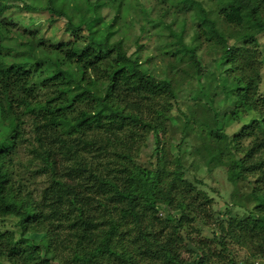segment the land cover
Masks as SVG:
<instances>
[{
	"label": "trees",
	"instance_id": "16d2710c",
	"mask_svg": "<svg viewBox=\"0 0 264 264\" xmlns=\"http://www.w3.org/2000/svg\"><path fill=\"white\" fill-rule=\"evenodd\" d=\"M156 1L164 11L152 17L142 0H109L118 6L112 23L120 20L124 24L118 28L121 38L112 42L107 30L112 23L100 31L96 27L102 22L100 19L85 22L80 15L78 5L92 4L91 0H27L34 6L63 5L50 13L44 7L18 9V12L38 13L39 17L41 12L49 13L45 18L41 17L35 28L25 27L18 20L4 16L15 3H12L13 0H0V103L6 98L9 112L14 113L17 109L21 112L12 124L4 123L0 128V228H3L0 245L9 248L10 264H25L34 258L41 245L29 244L27 234L31 233L39 240L43 228L60 230L61 216L71 221L65 222V230L78 239L81 236L83 239L99 238L100 255L114 258L113 264H210L199 242L195 243L197 248L194 251L189 247L191 238L186 228L197 218H213L208 207L209 198L198 185L202 180L197 178L194 182L183 172L172 175L176 169L168 163V153L158 136L159 131H167V118L159 125L144 124L127 133L133 139L139 136L142 141L140 147L146 144L149 132L154 133L155 163L150 167L136 161L132 166L125 164L128 157L123 152L108 153L102 147L90 152L83 142L76 143L72 128L88 117L80 120L72 117V128L67 126L68 117L64 110L74 112L73 104L77 100L83 101L91 96L99 69V79H104L108 88L104 100L113 108L111 112L105 111L104 115L120 124L114 130L116 133L124 132L123 121L135 119L125 109L139 112L152 105L150 111L159 107L161 112H172L176 89L184 91L185 85L189 98L181 101L185 103L182 115L186 131L180 137V143L187 138L189 130H197L206 115L198 105L213 99L205 97L204 85L200 81L194 83L190 73L176 69L174 82L171 74L156 77L145 73L140 68L139 57L131 61L132 67L125 63L130 57L123 55L112 58L111 64L105 63L117 50H124L127 35L133 34L136 22L140 24V35L134 37L138 46L142 45L139 40L144 35L158 39V50L163 58L189 62L200 78L206 65L198 49L204 42H207L208 51L216 55V49L221 44L236 40L238 36L240 42L248 46L242 53L247 60L246 66L250 69L259 67L256 58L259 54L258 36L264 33V0H215L214 7L210 8L204 6L202 0H191V5L200 9L202 20L185 12V0ZM123 3L127 5L124 10ZM164 13L170 20L163 19ZM45 24V33H51L56 39L40 37V30ZM182 26L183 30L191 32L188 40L174 33L173 27L179 29ZM26 31L29 33L26 34ZM5 37L11 43L6 44ZM81 41L87 42L83 48H78ZM235 49L236 45L232 50L225 49L227 55L221 64L231 63L229 58L234 55ZM117 64L119 66L113 69L112 65ZM232 71L230 67L224 68L227 75ZM106 76H110V81L105 79ZM119 80H123L127 87L118 88ZM260 82V74L255 72L247 84L240 85L237 81L234 89L241 91L246 88L243 99L258 112L264 111V92L259 91ZM68 93L72 94V103L55 107L53 112L50 106L62 102ZM125 100L129 102L125 104ZM99 115L100 112H96V116ZM253 124H256L255 119ZM261 145H264V140L241 157L240 166L235 161L225 164L228 181L240 187L242 193L244 189L248 190L253 200L250 212L232 216V210L228 208L227 221L216 216L218 230L211 231V240L221 247L222 253L232 257L234 246L248 248L249 257H264V160L250 162ZM221 151L223 153L225 149ZM21 170L31 174L24 177ZM18 175L25 183H18L15 192L9 191L11 184L17 183L14 178ZM37 177L43 178V181H34ZM165 181L167 194L160 187ZM20 196L27 197L20 204V210L25 208L26 213L18 223H13L7 217L19 215L15 202ZM248 206L243 205L245 208ZM49 207L55 211L46 212ZM63 208L67 211H60ZM5 224L19 227L21 238L13 243L15 233L12 228H5ZM112 248L126 251V260L121 261V256H116ZM52 255L49 251L42 256V260L51 261ZM230 260L231 264H236L233 258ZM237 264L252 262L250 259L239 260Z\"/></svg>",
	"mask_w": 264,
	"mask_h": 264
},
{
	"label": "clouds",
	"instance_id": "9594fccd",
	"mask_svg": "<svg viewBox=\"0 0 264 264\" xmlns=\"http://www.w3.org/2000/svg\"><path fill=\"white\" fill-rule=\"evenodd\" d=\"M97 5H99L97 7ZM62 4L53 3L41 4V5H31L25 0V2L16 3L10 6L9 11L4 13V16L9 19L18 20L21 25L29 28H35L40 22L41 17L38 13L32 12H18V9H24L26 7H37V8H48L49 13L52 9L56 7H62ZM115 4L109 2V0H93L92 4L80 3L78 8L80 10V15L84 18L85 22L94 21L100 19L102 22L97 25V29L104 31L107 29V25L111 23L113 18L116 16ZM49 13H46L48 15ZM131 20V16L128 17ZM35 21V23L33 22ZM118 23L116 27H120ZM47 27L45 24L40 30V37H45V39H56L57 37H52L51 33H45L44 28ZM108 31H114V29H107ZM60 31V29H57ZM91 31V30H90ZM40 37H37L39 39ZM119 36L117 37V39ZM227 39V37H226ZM87 41H81L77 47L83 48ZM233 45H236L234 55L230 57V64L220 67L219 63L213 65L214 72L212 74L213 88L211 91L217 92L213 100L209 103H203L198 105L201 111L206 115L202 119L201 123L197 126L195 132L189 130L187 138L180 143L179 137L185 134V118L182 115L184 108L181 106L180 102L185 100L187 95V86L185 85V90L181 91L177 88L176 103L173 105L174 108H180L179 112L165 111L161 112L159 107H155L154 111H150L153 106L149 105L147 109H142L137 112L135 109L128 108L125 112L131 116L135 117L131 121H123L124 132L116 133L114 130L120 127V124L116 123L111 117L105 116L104 112H111L113 110L112 104L104 100V95L108 91L107 84H105L104 79H99L101 73L99 69L96 72L98 79L93 83L91 89V96H88L86 100H77L73 104L75 111L71 109H65V115L68 117L67 126L72 128V117H76L77 120L83 117H88L83 119V123L76 125L72 130L75 132L74 141L78 144L83 142V146H87L88 151H93L95 148H103L104 151L111 152H123L127 155L128 159L124 161L125 164L132 166L134 162L139 159L137 155V148L142 143L139 136L135 139L128 137L127 133L129 131H135L141 128L144 124H152L153 126L159 125L161 120L166 119V123L169 126V132H175L177 135L176 143L180 144L179 148H175V145L169 141L166 151L168 153L166 159L169 164H171L176 170L172 173L173 176L178 175L180 172L185 173V175H192L203 177L205 168L210 171L213 169L219 170L223 168L226 163L235 161L237 165H241V157L247 155L250 148L256 147L260 140H264V111L258 112L256 109L249 107L243 97L246 88H242L241 91H234L236 88V82L239 81L240 85L247 84L249 79L253 78V74L258 72L260 74V81L264 82V42L260 44L261 55L257 57V63L259 67L248 68L247 60L242 55L245 49L248 47L240 42V38L237 36L236 40H233L226 44H221L216 49V60L219 62L224 59L227 55L225 49L232 50ZM132 48L129 50V46L126 43L124 50L121 52L117 50L105 63L111 64V59L115 56H129L130 60L125 63L132 67L131 61L135 60V56L132 55ZM152 53L145 52L142 55V59L139 62L143 65V59ZM140 55V53H137ZM119 65H112L113 69ZM230 67L233 71L229 75L224 74V68ZM195 74V69L192 70V75ZM170 78L175 82L176 73L173 71ZM105 79L110 81V76H106ZM155 83V82H154ZM221 83L224 87H218ZM119 87H127L123 80L118 81ZM264 89V83L261 86ZM67 92V89H65ZM87 95V94H85ZM129 101L125 100L124 103L127 104ZM72 103V94L68 93L66 97L63 98L62 102H57L55 105L50 106L54 112L55 107H61L62 104ZM96 112H100L99 116H96ZM21 112L17 109L14 113L9 112L7 108V99L0 103V128L3 127L4 123L12 124L18 117H20ZM255 119L256 124H253ZM133 125L135 127H133ZM247 125V127H246ZM91 129V130H89ZM108 129V130H106ZM7 132V129L4 130ZM175 149V151H173ZM222 149L225 151L222 153ZM264 160V145L257 148L254 154V159L250 162H259ZM214 175L215 173L212 172ZM21 175H25L23 170H21ZM14 180L17 183H12L9 191H16L18 183H25L21 180V176H16ZM211 182V180H209ZM160 187L164 190V193H168L167 181L161 184ZM248 195V192H244V196ZM220 196L223 200L227 201L226 207L232 210L231 214L240 213L241 215L246 212L251 211V206L243 207V197L237 199H229V197L221 192ZM26 196H20L17 198L15 205L16 209L19 210V215L11 214L8 215V219L13 223H18L22 216L25 215L26 210H20V204L26 200ZM46 212H54V208H46ZM60 211H67L66 208L60 209ZM61 221V229H48L43 228L40 231L43 233L39 240L31 236L28 233L26 239L29 244L35 245L39 243L41 249L35 254L34 258L29 259L25 264H113V259H108L105 256L100 255L99 248L101 247V240L99 238L94 239H83L82 236L78 239L76 235L70 234V231L66 229V223H71V221L66 216L59 217ZM198 227H203V225H197ZM5 228H12L11 224H5ZM3 228H0V232ZM15 235L12 237L13 243L21 238V230L19 227L12 228ZM205 234L211 235V229L206 228ZM8 249L0 245V264H10L8 258ZM52 252V260H42V256L47 255V253ZM111 251L115 252L116 256H121V261L126 260L125 257L127 252L121 249L117 251L112 248ZM122 252L124 253L122 255ZM16 264V262H12Z\"/></svg>",
	"mask_w": 264,
	"mask_h": 264
},
{
	"label": "rangeland",
	"instance_id": "374dc122",
	"mask_svg": "<svg viewBox=\"0 0 264 264\" xmlns=\"http://www.w3.org/2000/svg\"><path fill=\"white\" fill-rule=\"evenodd\" d=\"M93 1V0H91ZM178 1H184V0H178ZM22 0H13L12 3H21ZM204 6H206L207 8L210 7H214L215 5V0H202ZM143 4V6L146 8V11L148 12V14H150V16L152 15V17H155L157 15H159L160 13H162L161 8H159V3L156 0H142L141 2ZM127 6L126 3L122 4V9L124 10V7ZM184 6H185V12L193 14L197 20H202V15L200 12V9H198V7L196 5H191V0H185L184 1ZM169 11H172V9H169ZM25 12V11H24ZM121 14V13H120ZM165 15L163 16V19L165 21L170 20V17L164 13ZM42 18H45L46 12H41L40 13ZM161 15V14H160ZM99 20V19H97ZM188 20V17H187ZM96 20H94L95 22ZM112 23V21H111ZM120 24L121 26L124 25L122 22H120V20L114 21V23H112L109 26V29H114V31H110L108 36L110 41H116L118 39L121 38V35L118 31L119 27H116L117 24ZM61 25V24H59ZM44 26V25H43ZM42 26V27H43ZM185 26V25H184ZM180 27L179 29H175L174 28V33H176L178 36H184L183 38H185V40H188L189 35L191 34V32H188L186 30H183V27ZM129 27V26H128ZM129 29V28H128ZM46 30V28H45ZM49 31V29H48ZM133 34H128L127 35V40L126 43L129 46V50L131 51L132 48H134L135 50L132 51V55L135 57H139L140 59H142V55L145 52H151L152 54L147 56L146 59H143V65H140V68L147 74L150 75H154L156 77H161V76H165V75H169L172 74L173 71H175L176 69L180 71L184 70L185 72H187L188 74H191L192 77V81H194V83H198V81H200L204 87H203V91H204V95L206 98L211 97V99H213L216 95H218L217 92L211 91V89L213 88V82H212V74L214 72V68L213 65H216L217 63H219L220 67H224V65H227L225 63L221 61H217L216 60V55L214 54L213 51L209 52L206 43L204 42L202 44V46L198 49L199 55L202 57V61L203 63L206 65V70L203 72V77L200 78L199 76H197L196 74L192 75V70H193V66L187 62V63H180L174 59L171 58H163L162 54L160 53V51L158 50V46H159V41L158 39H155L154 37H150L148 35H144L139 42L142 43V45L138 46L134 41V37L135 36H139L140 35V24L139 22H136L134 24V29L132 30ZM26 34H28L29 32L26 31ZM57 34V33H56ZM9 35V39H10V34ZM5 36H7L5 34ZM58 36V35H56ZM60 36H64L63 34H60ZM119 36V38L117 39V37ZM12 41V38H11ZM4 42L6 44L11 43L8 39H6V37L4 38ZM258 42H259V54L257 57H259L261 55L260 53V44L261 42H264V33L260 34L258 36ZM125 43V45H126ZM137 53H140V55H137ZM258 64V63H257ZM259 66V64H258ZM229 68V67H227ZM225 68V69H227ZM195 69V68H194ZM187 74V75H188ZM227 76V73H224ZM262 83L264 82H260L259 84V91L262 93L264 92V89L261 88ZM195 86H197L195 84ZM218 87H224V84L221 83ZM211 94H208V93ZM189 98L188 94L185 97V100H187ZM205 99V98H204ZM181 106L185 109V103L180 102ZM180 108H174L173 109V113L175 112H179ZM185 111V110H184ZM167 131H159L158 132V136L160 138L161 143L164 145V147L166 148L169 141H171L172 144L175 145V148L177 147L176 141H177V135L175 132H169V126L167 124ZM154 133L149 132V135L146 139V144L143 146H139L138 147V157L139 159L136 160V162L144 165V166H148L150 167L151 165H153L155 163V158L153 157V151H154ZM180 139V137H179ZM173 151H175V149H173ZM21 156V155H20ZM22 158L24 157V155L22 154L21 156ZM208 168H205L204 170V175L203 177H198V176H192V175H187L189 179H191L192 181L196 182V179L198 178V180H202V183L198 184L201 188H203V190L206 191L205 196H207V198H209V209L212 210V216L213 218L211 220H213V222H211L210 219H196L194 222L191 223V225H189L188 227H186L188 229V231L190 232V238H191V242L189 243V247L194 251V248H197L195 245V243L199 242L203 249L204 252L206 253L207 257H208V261L210 264H231L232 261L230 260L231 258H233V262L237 264V261L239 260H248L250 259L252 264H264V257H249L250 255V251L248 250V248L246 247H239V246H234L233 251H234V257L231 256V254H224L221 251V247L217 244L214 243V241L211 240V235L205 234V229H211V231H217L218 230V225H217V221H216V216L218 215V217H222L224 219V221H227L229 219V216H227L226 214V210H228V207H226L227 201L223 200V198L220 196V193L223 192L225 193L229 199H233V198H241L243 197L244 203L243 205H250L253 200L252 198L248 195L244 196V193H242V191L240 190V187H235L233 186L227 179L226 177V170L227 167L224 165L223 168H220L218 171L213 169L212 171L207 170ZM212 172H214L215 174L213 175ZM31 173H25V175H23L24 177L29 176ZM37 182H42L43 178L41 177H37L34 178V181ZM209 180H211V182H209ZM246 190L244 189V192ZM248 192V190H247ZM211 212V211H210ZM214 212V213H213ZM176 213V212H175ZM234 216V214L232 215ZM203 225V229H201L200 227H198L197 225ZM218 233H220V231H218ZM188 254V253H186ZM193 257L195 256V253H193L192 255Z\"/></svg>",
	"mask_w": 264,
	"mask_h": 264
}]
</instances>
